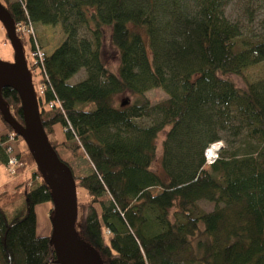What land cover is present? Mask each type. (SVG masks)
<instances>
[{
    "label": "trees",
    "instance_id": "16d2710c",
    "mask_svg": "<svg viewBox=\"0 0 264 264\" xmlns=\"http://www.w3.org/2000/svg\"><path fill=\"white\" fill-rule=\"evenodd\" d=\"M226 2L0 0L14 25L56 15L63 33L81 31L56 59H46V69L33 68L39 69L36 98L47 140L88 196H76V235L101 264H264V77L247 74L264 62V18L261 37L242 40L224 17ZM106 35L116 72L103 58ZM80 70L84 88L58 99L55 90ZM153 88L167 98L152 104L144 94ZM123 95L132 99L116 102ZM0 96L22 123L17 93L7 87ZM142 118L149 124H139ZM2 123L6 166L4 142L20 137ZM58 124L64 137L51 139ZM166 128L156 172L155 143ZM225 136L227 148L206 165L204 151ZM16 158L14 173L23 163L37 166L27 148ZM78 158L89 162L85 176L73 174ZM18 180L0 192V264H57L52 229L35 233V206L53 209L49 186L37 168Z\"/></svg>",
    "mask_w": 264,
    "mask_h": 264
},
{
    "label": "rangeland",
    "instance_id": "374dc122",
    "mask_svg": "<svg viewBox=\"0 0 264 264\" xmlns=\"http://www.w3.org/2000/svg\"><path fill=\"white\" fill-rule=\"evenodd\" d=\"M224 17L231 23L238 26L241 39L245 41H253L259 39L261 37V28L260 23L264 18V0H227L224 8H223ZM33 31L36 38V41L43 49L46 59L54 60L58 57V53L60 50L64 49L68 43V40L71 37H78L81 35V31L73 30L68 32L67 34L63 33L58 22L57 16L53 15L51 17L45 18L40 22L33 24ZM21 38V37H18ZM24 42L22 44V51L24 54V59L26 61L28 70L31 75V85L33 92L36 97H40L42 94V87L39 83V76L37 73L39 69L33 68V58L31 56V44L28 37H23ZM103 58L106 62V65L112 72H116L118 67L117 54L115 49L110 45L108 41V36L106 35L104 41V50H103ZM0 61L5 63H11L13 61V52L12 48L5 36V31L3 26L0 23ZM46 69V68H44ZM247 74L252 79H258L264 77V62L258 64V66L253 67L248 70ZM231 81L235 83V85L239 88H243L244 84L241 78L238 76L230 75L227 76ZM85 86V75L84 71L80 70L76 73L72 78L66 81L64 84L58 88L59 93L55 90L56 97L61 99V97L65 96L67 91H71L74 93H79ZM145 97H147L152 104H156L167 98L166 94L158 88H153L145 92ZM132 97L128 95H123L116 98V102H121L123 100L130 101ZM139 124L147 125L149 124V120L142 118L137 121ZM3 123L0 119V135L4 133L3 131ZM167 128L164 131H161L156 139V154L154 161L152 163V170L156 172H161L160 167V158L162 154V141L165 136ZM63 132L61 130V126L58 124L55 126L54 135L51 136V139L57 138L58 140L63 139ZM225 138L221 139V142L224 148H227V143ZM14 148L16 149V153L18 151L26 148L24 141L20 138L14 143ZM89 162L86 158H78L74 162L71 163V168L73 174L76 176H85L89 173ZM23 170L12 173L9 172L5 163L0 158V192L2 191H11L13 185L19 181L18 178L26 179L31 175L33 169H44L46 172H50L49 167L45 166H35L28 165L23 163L21 166ZM76 196L80 200H87L88 196L84 189L77 188ZM200 207L205 211L212 210L213 205L205 202H199ZM19 206V203L15 204V207H10L8 210L9 214H12L13 211ZM50 203H40L35 206V220L36 227L35 233L37 236H46L49 235L51 229V223L49 221V211L51 209Z\"/></svg>",
    "mask_w": 264,
    "mask_h": 264
},
{
    "label": "water",
    "instance_id": "95a60500",
    "mask_svg": "<svg viewBox=\"0 0 264 264\" xmlns=\"http://www.w3.org/2000/svg\"><path fill=\"white\" fill-rule=\"evenodd\" d=\"M0 23L12 48L13 61H0V91L14 90L21 104L22 123L16 121L0 96V116L14 134L20 137L49 186L53 209L49 213L51 234L49 236L57 264H101L97 253L76 235L77 216L76 185L70 168L59 160L44 133L38 113L37 98L31 85L30 73L24 59L22 44L15 33V25L8 11L0 4ZM126 101L123 102V105Z\"/></svg>",
    "mask_w": 264,
    "mask_h": 264
},
{
    "label": "built area",
    "instance_id": "2783aa9c",
    "mask_svg": "<svg viewBox=\"0 0 264 264\" xmlns=\"http://www.w3.org/2000/svg\"><path fill=\"white\" fill-rule=\"evenodd\" d=\"M14 30L18 37H28L33 40V50L31 52L33 62L40 68H44L46 57L43 49L36 41L33 31V24L30 22L18 23L17 25H15ZM16 141L17 140L12 135H10L4 142L6 151L8 153V161L6 167L8 171L12 173L15 172V170L20 165V162L16 158V149L14 148V143ZM222 147L223 144L221 141L214 142L208 146V148L204 151V159L206 165L212 164L218 158V154Z\"/></svg>",
    "mask_w": 264,
    "mask_h": 264
}]
</instances>
